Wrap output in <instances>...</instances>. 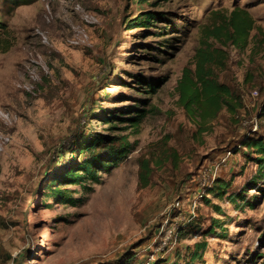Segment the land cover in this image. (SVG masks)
<instances>
[{
  "label": "rangeland",
  "instance_id": "1",
  "mask_svg": "<svg viewBox=\"0 0 264 264\" xmlns=\"http://www.w3.org/2000/svg\"><path fill=\"white\" fill-rule=\"evenodd\" d=\"M237 9L255 29L246 47H225L215 74L244 107L201 134L179 85ZM147 11L163 15L132 29ZM0 23L14 42L0 52V264H264V171L241 145L264 136V0H0ZM137 109L138 129L107 122ZM119 130L134 147L97 182L82 171L54 182L85 162L73 152L83 135Z\"/></svg>",
  "mask_w": 264,
  "mask_h": 264
},
{
  "label": "trees",
  "instance_id": "2",
  "mask_svg": "<svg viewBox=\"0 0 264 264\" xmlns=\"http://www.w3.org/2000/svg\"><path fill=\"white\" fill-rule=\"evenodd\" d=\"M143 4H150V2L158 1H170V0H140ZM152 4V3H151ZM162 13H156L147 11L144 13V17L133 19L134 28L148 29L154 26ZM255 29V20L252 15L243 9L234 10L231 16L226 20V24L217 25L211 29L209 38H213L217 43L222 44L220 47H214L207 44L205 48L199 49L197 53L196 69L195 73L189 69L184 71L183 79L179 85L181 103L184 109L189 115L194 117L199 124L200 133L203 134L207 131L204 125L213 121L221 111L226 109L233 117L238 116V112L244 107L242 98L238 93L232 90L228 85L221 83L215 71L224 70L226 68L227 55L225 47L229 44H233L239 47H246L250 38L251 32ZM259 32L261 28L258 29ZM14 45L11 38V32L7 26L0 23V52H8ZM165 83V79L160 82L152 80L150 83H146L149 87L148 92H155L162 84ZM133 117H117L113 116L108 119L107 122H128L134 129H138L140 122L146 117V111L143 109H137ZM264 117V113L262 114ZM118 133H97L93 131L89 138L81 137V143L78 150H74V154H81L86 158L85 162L79 167L78 170L71 169L58 177L54 182L62 180L65 184H76L77 171L85 173L86 178L91 179L93 182L98 181V173L108 171L112 166H116L121 160H123L129 153H131L134 143L130 141L129 134ZM138 132V131H137ZM76 144V140L72 145ZM242 147L247 150V154L250 160L256 162L261 171H264V136L251 135L243 138L241 141ZM172 163L177 162L176 154L171 156ZM152 173L150 161H142L140 165V179L141 186L146 187L149 184V178ZM215 186V185H213ZM223 186V185H221ZM225 187V186H223ZM214 187H208L206 195H209ZM60 191H56L53 195L56 197ZM222 192L221 194H223ZM238 198L243 199L247 196L245 193H241ZM66 198V197H65ZM205 199L204 196H202ZM232 199V198H231ZM67 200H69L67 198ZM235 202V198L232 199ZM71 202V201H69ZM210 203V200L206 201ZM216 212L221 214V207L215 206ZM214 229L220 228L217 224H213ZM194 229L193 223H186L178 231V236L188 233ZM213 229H210L209 234H214ZM195 247L197 251L193 255L196 256L198 252L206 249V243H196Z\"/></svg>",
  "mask_w": 264,
  "mask_h": 264
},
{
  "label": "built area",
  "instance_id": "3",
  "mask_svg": "<svg viewBox=\"0 0 264 264\" xmlns=\"http://www.w3.org/2000/svg\"><path fill=\"white\" fill-rule=\"evenodd\" d=\"M2 139V143L6 144V142L8 141V138H4V137H0ZM1 150V147H0Z\"/></svg>",
  "mask_w": 264,
  "mask_h": 264
}]
</instances>
